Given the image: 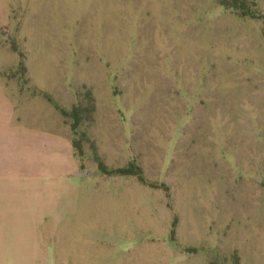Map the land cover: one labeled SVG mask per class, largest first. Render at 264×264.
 <instances>
[{
    "label": "rangeland",
    "instance_id": "374dc122",
    "mask_svg": "<svg viewBox=\"0 0 264 264\" xmlns=\"http://www.w3.org/2000/svg\"><path fill=\"white\" fill-rule=\"evenodd\" d=\"M253 1L254 18L219 0H0L15 59L0 76L66 113L64 264H88V247L90 264H264Z\"/></svg>",
    "mask_w": 264,
    "mask_h": 264
},
{
    "label": "crops",
    "instance_id": "0c3cea01",
    "mask_svg": "<svg viewBox=\"0 0 264 264\" xmlns=\"http://www.w3.org/2000/svg\"><path fill=\"white\" fill-rule=\"evenodd\" d=\"M9 56L0 53V73L15 64L14 56ZM68 138L63 114L51 102L38 94L19 92L14 82L0 76V248L13 251L8 255L13 264H64ZM35 238L38 246L30 245L29 252L20 253V245L27 239L35 243ZM90 251L88 247V264L94 261V250Z\"/></svg>",
    "mask_w": 264,
    "mask_h": 264
},
{
    "label": "trees",
    "instance_id": "16d2710c",
    "mask_svg": "<svg viewBox=\"0 0 264 264\" xmlns=\"http://www.w3.org/2000/svg\"><path fill=\"white\" fill-rule=\"evenodd\" d=\"M219 4L222 5L225 8L228 9H232L234 10L236 13H238L241 17H249V18H254L255 14L253 12L252 9L255 8V3L253 0H250L249 4L247 3L246 0H219ZM42 95L45 96V98L51 102L53 104V106L59 111L61 112L64 116L66 115L65 111L58 106L49 95L44 94L41 92ZM78 119L76 118V120L73 123V126H71V130L74 132L76 129V125L78 123ZM126 171H118L117 173H124ZM237 264V263H236Z\"/></svg>",
    "mask_w": 264,
    "mask_h": 264
}]
</instances>
